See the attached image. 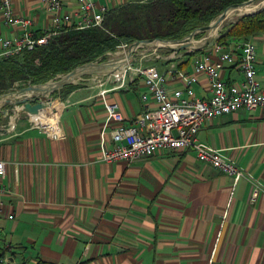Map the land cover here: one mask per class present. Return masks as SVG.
<instances>
[{"label":"crops","instance_id":"crops-1","mask_svg":"<svg viewBox=\"0 0 264 264\" xmlns=\"http://www.w3.org/2000/svg\"><path fill=\"white\" fill-rule=\"evenodd\" d=\"M93 1L98 9H110L137 0ZM61 2V14L69 13L75 24L78 0ZM11 3L16 15L32 20L35 34L48 27L51 13L42 0ZM19 30L5 24L0 12V35L11 37ZM248 38L256 45L257 77L262 78L264 32ZM212 43H195L157 64L161 71H192ZM222 77L240 81L243 74L236 64L225 63ZM77 80L61 97L58 136L19 120L14 132L0 139L4 183L11 190L0 215V257L6 264H207L210 259L212 264H264L263 191L252 198L248 179L234 182L232 175L199 161L192 148L157 151L134 161L99 160L103 103L97 86ZM166 86L172 90L182 83L172 73ZM194 91L210 96L204 74L197 76ZM145 92L143 80L134 78L107 97L118 101L128 120L143 110ZM111 126L105 127L107 138ZM196 138L224 149L264 182L261 109L240 108L206 120Z\"/></svg>","mask_w":264,"mask_h":264},{"label":"built area","instance_id":"built-area-1","mask_svg":"<svg viewBox=\"0 0 264 264\" xmlns=\"http://www.w3.org/2000/svg\"><path fill=\"white\" fill-rule=\"evenodd\" d=\"M42 1L51 13L50 23L42 34L37 35L32 29L30 18L14 13L11 0H0V12L4 23L20 28L14 36L0 35V59L15 57L25 50L46 44L63 27L100 26L107 10L98 9L93 0H78L79 19L72 25L69 13L61 14L60 12L61 0ZM211 37L207 34L205 37L195 38L188 48L194 47L195 43L200 41L202 42L200 44L204 45L206 39L210 40ZM134 42H121L113 51H107L104 57L93 60L97 62L114 60L116 65L109 71L89 73L75 78L85 79L87 80L85 84L97 86V94L103 103L105 118L99 135V160L105 162L134 161L149 157L157 151L169 152L192 148L199 161L232 175L234 182L241 177L248 179L252 184V198L256 197L259 191L264 192V182L239 165L234 158L225 153L224 149L196 138V133L202 124L215 116L240 108H259L264 111V77H257L254 41L245 38L224 43L215 39L211 52L202 55L195 62L192 71L186 69L161 71L158 68V61L176 58L178 52L183 49L172 50L161 42L151 44L141 42L134 44ZM225 63L236 64L242 71V80L230 82L224 80L222 70ZM172 73L182 83L181 88L169 90L166 86L167 75ZM199 74H204L210 83L211 94L206 98L197 96L194 91V84ZM134 78H141L147 88V92L140 95L144 108L126 120L118 101L109 99L107 93L126 87L128 81ZM17 84L19 83H14L13 89H17L15 88ZM33 94L39 93L31 92L27 95L30 104V96ZM40 102L44 104L42 100ZM60 103L63 104V102ZM13 111H15L12 115L14 118L10 116L6 123L7 132L13 133L17 115L22 112L27 116L31 127L41 129L51 137L60 134L58 120L55 125L44 124L34 112L26 109L24 104H13ZM110 125L112 126L109 130V138H107L105 127ZM5 175L6 162L0 158V215L6 213L5 197L11 193L8 185L4 183ZM225 216L226 213L223 214V218ZM4 248L8 249V245ZM5 250L2 249L3 253ZM6 263L7 258L2 255L0 264ZM207 264H212V259Z\"/></svg>","mask_w":264,"mask_h":264},{"label":"trees","instance_id":"trees-1","mask_svg":"<svg viewBox=\"0 0 264 264\" xmlns=\"http://www.w3.org/2000/svg\"><path fill=\"white\" fill-rule=\"evenodd\" d=\"M244 0H148L130 1L107 9L100 26L63 27L43 45L15 57L0 59V93L15 82L43 83L74 66L104 57L121 42L145 38H182L208 24L228 5ZM205 31L195 33V38ZM264 32V8L236 18L217 38L248 37ZM42 32L37 33V35ZM63 87V98L71 90Z\"/></svg>","mask_w":264,"mask_h":264},{"label":"water","instance_id":"water-1","mask_svg":"<svg viewBox=\"0 0 264 264\" xmlns=\"http://www.w3.org/2000/svg\"><path fill=\"white\" fill-rule=\"evenodd\" d=\"M253 1L254 0H244L241 3H234V4L228 5L208 24L195 28L194 30H192L190 33H188L182 38H178V39L145 38V39L135 40L134 44H137L139 42L144 43V44L161 42L165 44L167 48L172 49V50L186 49L192 45V42L195 39L196 32L207 31L215 27L225 18V13L228 8L249 4ZM262 8H264V5L248 13L258 11ZM208 41H209V38L206 39V43ZM115 65H116V62L114 60H106L102 62H97L93 60L87 61V62L74 66L69 71L60 74L57 78H51L43 83L26 82V85H22L18 89H13L7 92H2L0 93V99H2L3 103L24 104L26 109H28L29 111L35 112L42 104L41 103L30 104L28 102L27 95H24L25 93L27 92L39 93V94L49 93L53 91L54 89L60 88L70 83L75 78L81 77L89 73L106 72V71H109Z\"/></svg>","mask_w":264,"mask_h":264},{"label":"rangeland","instance_id":"rangeland-1","mask_svg":"<svg viewBox=\"0 0 264 264\" xmlns=\"http://www.w3.org/2000/svg\"><path fill=\"white\" fill-rule=\"evenodd\" d=\"M137 1L140 3H144L148 0H137ZM263 1L264 0H254L252 4H255L256 8H257L258 6H260L262 4ZM240 15H242V14L234 15L232 18L226 19L223 22H221L220 28L216 31V33L214 35H212V37L210 38V41L215 40L222 32L225 31L226 28H228L230 23H232L234 20H236V18ZM206 35H207V31H205L201 36H199L196 39H199L203 36L205 37ZM240 38L245 39L244 37H240ZM246 38H248V37H246ZM200 43H202V42L200 41L197 44H200ZM158 68H159V70H161L160 65H158ZM86 81L87 80L82 79V78L77 80V82L80 83L81 85H84ZM22 85H24V83H19L15 86V88L18 89ZM10 90H13V86L11 88H9L8 90H6L5 92L10 91ZM62 94H63V88H60V90L51 91V92L45 93V94H33L32 96H30L31 104L41 103L40 100H42L44 103H46L47 101L60 103V102H62V100H61V97L63 96ZM14 112L15 111H13V103H3L0 100V138L10 134V131L7 132L5 130L6 129V123L9 121L10 116L14 115ZM12 117L14 118V116H12ZM19 120L28 121V118L26 115H24V113L21 112L20 114L17 115V122Z\"/></svg>","mask_w":264,"mask_h":264},{"label":"bare ground","instance_id":"bare-ground-1","mask_svg":"<svg viewBox=\"0 0 264 264\" xmlns=\"http://www.w3.org/2000/svg\"><path fill=\"white\" fill-rule=\"evenodd\" d=\"M252 3L253 2H251L249 4H245V5H240V6L228 8L226 13H225V18L221 22H223L226 19L232 18L234 15L248 13V12L253 11V10L264 5V1H263L262 4L256 8V5L252 4ZM220 23L217 24L215 27L207 30V34L209 36L214 35L216 33V31L220 28ZM29 94H30V92H27L24 95H29ZM0 100L2 101V99H0ZM62 106H63V104L59 103V102H46V103L42 104L37 109V111H35V112L33 111V112L42 121V123L55 125L57 120H58L57 117H58V114H59ZM54 109H56V111H54Z\"/></svg>","mask_w":264,"mask_h":264}]
</instances>
